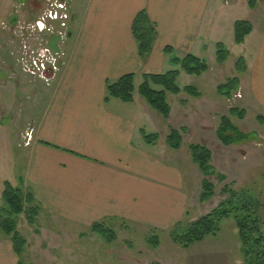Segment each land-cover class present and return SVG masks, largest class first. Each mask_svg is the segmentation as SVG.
<instances>
[{
  "label": "crops",
  "instance_id": "crops-1",
  "mask_svg": "<svg viewBox=\"0 0 264 264\" xmlns=\"http://www.w3.org/2000/svg\"><path fill=\"white\" fill-rule=\"evenodd\" d=\"M235 1L68 0L67 9L60 12L67 18L49 20L47 28L40 31L48 48L64 56L61 70L50 85L21 74L16 57L23 44L0 27V83L5 80L1 73L12 76L11 60L15 61V74L27 85L30 100L25 105L26 116L18 117L15 112L12 117L10 113L11 124L6 129L16 132L21 125V133L25 129L33 133L30 141L23 136L25 151L20 157L25 159V166L20 174H16V167H5L7 158L16 165L14 152H8L9 156L6 151L0 153V194L5 181L22 180L43 211L78 226L90 227L96 221L116 218L139 229L166 232L184 221L189 214L190 191L186 174L175 160L177 151L166 149L168 156H164L159 142L146 143L144 100L137 96L129 104L119 99L106 101V87L109 81L126 74L140 78L172 70L164 52L167 46L174 48L180 58L189 54L203 60L211 57L218 66L216 47L222 43L229 52L225 68L231 59L230 47L237 45L248 51L247 57L244 54L237 58L244 59L246 70L238 72L235 62L237 73L228 79L238 78V91L264 112V22L256 28L252 19H247L253 26L252 33L243 44H236L234 29L239 20L233 14ZM52 2L6 0L3 4L11 6L10 10L0 17H14L13 27L21 18L26 24L33 23ZM259 4L257 7L263 6L264 0ZM257 7L249 9L255 12ZM141 11L147 12L158 33L147 60L139 56L132 32L134 19ZM53 24L67 33L65 40L54 36ZM211 70L212 66L208 73L196 77L202 89ZM191 78L195 77L181 74L178 83ZM137 81L139 84L140 79ZM217 86L211 101L199 88L201 98L186 95L190 99L183 102L185 115L195 113L190 111L195 104H213L214 108L221 103L224 97L218 95ZM4 94L0 86V100ZM173 114L172 108L171 118ZM6 169H10L9 174H5ZM239 254L237 264H243L242 245ZM19 261L11 240L0 234V264Z\"/></svg>",
  "mask_w": 264,
  "mask_h": 264
},
{
  "label": "rangeland",
  "instance_id": "rangeland-1",
  "mask_svg": "<svg viewBox=\"0 0 264 264\" xmlns=\"http://www.w3.org/2000/svg\"><path fill=\"white\" fill-rule=\"evenodd\" d=\"M5 2L6 0L0 1V16L10 10L11 6L4 5ZM248 2L249 0L233 2L235 20L252 19L256 28L261 27L264 22V5L257 7L255 12H251ZM19 20L13 27L12 24L16 21L14 17L6 20L0 17V27L3 28H0L1 31L6 34H14L15 41L23 44L16 57L17 66L22 71L20 73L28 77L38 78L45 85H50L61 70L64 56L61 53L58 58L59 68L57 71H47V76L51 78L49 83L43 79L46 76L42 78L43 74L41 73L34 72L36 76L27 73L25 67L31 64L28 55L29 49L36 47L35 43L43 41V38H41L39 31L34 32L31 29L39 19L27 24L26 19L21 18ZM51 29L52 33L55 32L54 36L62 31L54 24ZM66 38L67 36L64 40ZM25 46H28V49ZM230 52L231 59L225 68L224 66L222 68L215 66L216 64L211 57H207L206 61L213 67V70H211L205 83V89H202L199 79L196 77L191 78V80L182 81L180 79L179 85L182 88L186 85L199 88L211 101L212 98L210 97L216 94V91L213 90L214 86L218 85V89L220 85L227 82L228 78L237 73L235 70L237 58L244 54V57H247L248 54V51L238 48L237 45L236 48L230 47ZM14 63L15 61L11 60V64ZM12 65L10 78L1 73V78L5 80L1 81L0 86L5 94L0 100V153L6 151L7 156H9L8 152L11 154L14 152L13 154L17 157L16 165H12V158H7V164H4H6L5 167L10 166L11 170L16 167V174H20L25 166V159L21 158L20 154L25 151L24 140L27 139L26 133L30 132L31 129H25L21 133L20 125L14 133L6 128L11 124V116L14 117L15 112L18 113V117L24 118L26 116L25 105L30 100L27 95V85L20 75L15 74L14 70L16 69ZM186 98L190 99L184 93L181 96L169 95V103L171 102L174 114L172 118L170 115L171 119L168 120H165L144 101L146 103V132L148 135L157 133L159 136L157 142L160 143L159 146L163 150L161 153L164 156H168L166 149L170 153L175 151L169 148L167 144L169 127H176V129L178 127L179 130L185 129L182 132V147L177 151L175 157L177 165L186 174V183L190 191L189 214L183 222H193L199 217L209 214L227 199L228 195L224 193V190H232L248 199L250 213L257 221L260 233L264 237V126L257 120L259 115L264 116V112L256 107L252 99L244 98L242 92L236 91L231 98L224 97L221 103L215 104L214 108L211 106L213 104H195L196 107H192L190 110L195 113L191 112L186 116L187 112H185L186 108H184L185 104L183 103ZM234 107L245 112L242 119L233 117L231 121L246 138L236 140L234 137V144L225 145L217 135L221 125L220 119L222 116H228L229 111ZM204 125L207 128H202ZM180 126L181 128H179ZM14 142L15 145L13 146ZM192 144L206 146L211 151V164L215 169V175L205 176L192 162L189 150ZM7 148L8 150H6ZM10 169H6L5 174H9ZM218 175H221L224 180L218 178ZM8 180L13 179L9 178ZM204 181H207L213 190L211 198L201 202ZM12 184L19 186V179L16 178V181L14 179ZM3 204L2 194H0V206ZM41 213L35 226L32 227L27 223L24 215L19 217V232L28 242L27 249L21 258L22 264H237V257L240 256L241 242L233 216L222 221L220 233L216 237L208 236L205 241L195 243L184 249L173 240L171 230L153 232L139 229L121 220H115L112 228L117 234V239L109 243L101 236L93 233L91 226H78L77 222L74 224L70 220L63 221L45 210H42ZM101 221L104 220L98 222ZM256 248H254V252L260 249L259 253L262 252L260 254L261 259L264 260V248Z\"/></svg>",
  "mask_w": 264,
  "mask_h": 264
},
{
  "label": "trees",
  "instance_id": "trees-1",
  "mask_svg": "<svg viewBox=\"0 0 264 264\" xmlns=\"http://www.w3.org/2000/svg\"><path fill=\"white\" fill-rule=\"evenodd\" d=\"M262 0H249L248 6L251 9L256 8ZM253 26L247 20H239L235 24V42L240 45L252 33ZM132 32L138 44L139 56L147 60L153 52L158 33L155 24H153L146 11L138 13L132 25ZM216 62L222 67L225 65L229 52L226 47L219 43L216 47ZM165 54L170 58L172 70L164 74H144L140 78L134 74H126L116 81H109L106 87V101L110 99H119L124 103H133L137 96L144 100L154 111H156L165 120L171 115V105L169 95L178 96L182 93L192 98H201L203 94L193 86L181 88L178 80L181 74L194 77H201L208 73L211 65L203 59L194 55H187L180 58L176 55L174 48L167 46L164 49ZM238 72L246 70L244 59L241 58L236 63ZM140 79L138 84L137 80ZM239 79L231 78L223 85H220L217 92L220 96L227 99L238 91ZM245 115L244 110L237 107L229 111L228 116L221 117V125L217 135L225 145L234 144L236 140L245 139L237 127L232 124L231 118L240 119ZM258 122L264 126V116L257 117ZM184 128L176 129L169 127L167 144L172 150L178 151L182 147ZM157 133L145 134L146 143L155 144L158 141ZM237 142V141H236ZM192 162L205 176L215 175V169L212 162L211 151L203 145L192 144L189 147ZM218 178L224 180L221 175ZM212 186L203 182V194L201 202H205L212 196ZM228 195L227 199L220 203L218 208L203 215L193 222H180L173 229L171 234L173 240L184 249L189 248L195 243L204 241L208 236H217L221 230L223 220L233 216L239 233L242 252L244 255L243 264H264L259 253L260 249L254 252V248H264V237L260 233L257 221L250 213L248 199L238 192L224 190ZM4 204L0 206V234L9 238L12 242L14 251L19 258V264H22L21 258L24 255L27 240L19 232V217L24 215L27 223L35 226L37 219L41 215L42 207L38 203L35 194L30 188H27L22 180L19 186L5 181L2 193ZM116 218H107L104 221L96 222L91 226L93 233L101 236L107 242L112 243L117 239V234L112 228ZM257 249V248H256ZM259 258L257 261L256 259Z\"/></svg>",
  "mask_w": 264,
  "mask_h": 264
},
{
  "label": "built area",
  "instance_id": "built-area-1",
  "mask_svg": "<svg viewBox=\"0 0 264 264\" xmlns=\"http://www.w3.org/2000/svg\"><path fill=\"white\" fill-rule=\"evenodd\" d=\"M67 1L68 0H53V2L49 4L48 8L45 9L43 15L38 18L39 20L36 21L35 26H32L31 29L34 32L37 31L40 32L41 29L45 30V28H47V23L49 22V20L61 21L63 19H66L67 16L60 14V12L65 11L67 9L66 8L68 4ZM66 34L67 33L65 31H61L59 34L57 33L56 36H58L60 39H64L67 36ZM44 42H45L44 40L39 41L35 43L37 45L36 47H31L29 49L30 51L28 55L30 57L29 59L31 60V64L27 66L25 65L26 66L25 70L27 73H30L31 75L34 76H36L34 72L43 74L42 78L46 76V78L43 79H45L46 82L49 83L51 78L48 77L46 73L49 70L52 71L58 70L59 68L58 58L61 55V53L48 48V45H46ZM25 47L28 49V46ZM35 55H37V57H35ZM26 136H27V141H30L33 136L32 130L30 132H27Z\"/></svg>",
  "mask_w": 264,
  "mask_h": 264
}]
</instances>
